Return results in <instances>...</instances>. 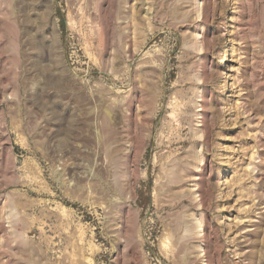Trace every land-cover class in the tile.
Wrapping results in <instances>:
<instances>
[{
	"label": "rangeland",
	"instance_id": "obj_1",
	"mask_svg": "<svg viewBox=\"0 0 264 264\" xmlns=\"http://www.w3.org/2000/svg\"><path fill=\"white\" fill-rule=\"evenodd\" d=\"M0 264H264V0H0Z\"/></svg>",
	"mask_w": 264,
	"mask_h": 264
},
{
	"label": "bare ground",
	"instance_id": "obj_2",
	"mask_svg": "<svg viewBox=\"0 0 264 264\" xmlns=\"http://www.w3.org/2000/svg\"><path fill=\"white\" fill-rule=\"evenodd\" d=\"M226 51H228V45H227V44H226V46L224 47L223 52H226ZM225 60H226L225 56H221L220 63H223Z\"/></svg>",
	"mask_w": 264,
	"mask_h": 264
}]
</instances>
